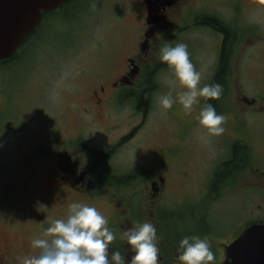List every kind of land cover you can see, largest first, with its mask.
<instances>
[{
	"label": "rangeland",
	"instance_id": "rangeland-1",
	"mask_svg": "<svg viewBox=\"0 0 264 264\" xmlns=\"http://www.w3.org/2000/svg\"><path fill=\"white\" fill-rule=\"evenodd\" d=\"M144 1L83 0L82 9L75 14L78 17L74 15L76 19L69 16L48 26V19H44L40 39L32 50L20 53L24 57L17 65L0 64V193L8 188V196H12V188L18 187L23 192L19 196L30 200L26 193L44 186L47 174L55 167L53 152L55 145H60L56 142L51 146L55 140L74 145L80 168H87L107 190L106 199L122 198L139 212L144 197L141 188L152 177L153 162L161 161L171 167L175 182L159 201L170 202L176 210L184 188L204 183L212 167L230 158L229 149L235 141L239 145L248 143L253 153L250 164L264 170V53L254 56L258 48L246 53L251 58L239 69L238 80H230L231 92L221 99L222 108L217 112L226 117L222 134H209L199 125L197 116L205 105L204 97L199 98L200 103L190 113L178 101L167 110L158 105V97L169 91L172 75L166 62L159 59L166 41L185 42L190 59L202 73L201 84L211 79L220 39L213 29L196 24V15L215 16L230 26L234 21L224 0H200L189 14L190 26L178 15L171 24H164L135 81L134 88H139L147 75L151 79L145 112L137 109L130 97H123L125 87L119 91L111 89L110 85L126 69V57L139 55L137 42L143 32ZM260 8L252 7L243 19L236 20L237 26H248L260 35L258 47L264 45V6ZM232 69L233 65L230 76L234 75ZM99 86L105 88L98 94L101 110L96 108L93 97ZM174 87L176 91L182 90L179 85ZM237 89L254 97L255 105L243 106L236 98ZM93 151L105 152V156L97 159ZM106 173L129 174L139 179L126 185L128 189H121L106 185L105 178L100 176ZM234 184L238 185L229 183ZM27 186L31 189H25ZM222 196L209 217L215 223L232 226L234 214L242 216L249 206L244 204V194ZM104 203L98 205L109 212L110 206ZM0 234L28 244L32 238L29 223L3 209Z\"/></svg>",
	"mask_w": 264,
	"mask_h": 264
},
{
	"label": "flooded vegetation",
	"instance_id": "flooded-vegetation-1",
	"mask_svg": "<svg viewBox=\"0 0 264 264\" xmlns=\"http://www.w3.org/2000/svg\"><path fill=\"white\" fill-rule=\"evenodd\" d=\"M199 1L150 0V2H156L160 12V20L154 25V33L149 41V52L152 49V42L163 31L161 29L164 27V24H171L175 16L178 15L180 16V20H185V25L187 23L189 26L191 25L192 19L189 18V14L192 12L191 9L193 7H197ZM224 1L230 7V18L234 21L230 26H227L229 32L232 34H227L228 37H231V45L226 61L229 71H231V65H233L232 70L234 71V75L230 76L228 71L225 74V79L227 82H230L231 79L233 81L238 80L239 69L242 65L244 66L246 64L247 59L251 58V55L246 54L248 51L258 48L254 56L264 53V45L257 46L258 40H262L258 37L260 35L251 32L248 26L236 25V20H241V17L243 19L247 14L246 10L252 7L261 9L260 7L264 6V0ZM196 12L198 11H194V13ZM198 14L200 13H197L196 17L199 16ZM187 15L188 18H186ZM203 26L213 29L220 39L215 69L211 75L212 78L215 76L221 60L225 32L222 33L207 25ZM147 27L145 21H143L141 26L142 30L144 31ZM142 39L143 36L137 44ZM126 62L127 66L125 71L110 85L112 87L111 89L119 91L125 87L124 90L126 91L134 88L137 75L134 78L129 77V81L123 78L122 83L120 82V78L124 75L129 76L131 67L140 74L145 60H141L138 54H134L127 56ZM104 90L105 88L103 86H99L98 89L93 91V97L96 100L94 101L95 106L98 110H101L103 107L101 105L98 106L102 101L98 94L99 92L103 93ZM227 92L230 93L231 90L229 89ZM242 95L243 93L237 89L236 98L238 101ZM121 97L119 99L116 98V100L120 101ZM56 142H60V145L56 146ZM65 144L60 140L52 142V145L57 147L53 152L55 167L50 169L49 174H47V180L44 186L39 187L37 191L26 193L29 194L28 196H31L30 200H27V198L23 200V197L19 196L23 192L18 187L12 188V196H8V188L7 191L0 193H7V196L0 195V202L2 203L0 209H3L4 212L12 214L13 216L18 214L21 219L26 220L29 223V230L32 233V237L40 233L44 227L48 226L52 219L66 217L68 211L67 206L71 202L80 201L87 203L91 201L93 202L92 205H95L108 218L109 227L116 233V239L109 244V254L112 251L119 250L126 260H130L134 255V251L128 245L126 238H124V232L137 222L150 221L157 229V244L159 249L158 264H180L177 260L179 254L178 245L180 239L185 235H198L207 238L210 247L216 254L214 264H224L226 259H228L227 264H245L247 262L246 255L242 253L244 251L242 249L244 243L234 245L231 248L230 246L253 224L264 225V170L255 164H250V158L253 157V153L248 143L242 144L245 159L243 164L240 165L239 170L233 174L229 173L225 175L222 181L214 184V176L218 171L219 165L217 164L216 167H212L209 177L207 176L208 179L204 183L184 188L178 210L171 208L170 202L162 203L159 201L161 195L167 190L170 191L172 184L175 182L170 165L167 163L162 164L161 161L153 162L152 177L146 180L144 187L141 188L144 197L140 212L135 208H131V205L122 198L117 201L112 198L106 199L104 194L107 193V190L96 182L87 168H83L85 173L80 180H77L82 171L77 155L78 150L73 148L74 145L72 144L71 146V143ZM229 152L231 153L230 150ZM89 180L94 182V187L91 189H88L86 186ZM230 181L238 185L234 184L231 186L229 185ZM25 189L31 188L27 186ZM236 193L244 194V204L246 203L249 207L245 209L240 217L234 214L232 217L234 224L232 226L230 224L226 225L224 222L222 223L223 225L215 223L209 217V214L212 207L216 208V202L222 196L221 194L224 196L225 194L235 195ZM113 195L116 194L112 193ZM104 201V204L110 206L107 208L110 209L109 212L98 205L99 202ZM7 230L9 229L7 228ZM227 248L229 249L227 250ZM32 251L30 243L13 241L7 235L0 234V264H19L18 257Z\"/></svg>",
	"mask_w": 264,
	"mask_h": 264
},
{
	"label": "clouds",
	"instance_id": "clouds-1",
	"mask_svg": "<svg viewBox=\"0 0 264 264\" xmlns=\"http://www.w3.org/2000/svg\"><path fill=\"white\" fill-rule=\"evenodd\" d=\"M159 59L166 62L172 73L169 91L158 97L161 108L171 109L178 101L190 113L193 106L200 103V97L219 99L222 95L221 84H201L202 73L190 59L185 42L166 41ZM175 85L182 90L176 91ZM197 119L209 134L218 136L225 131L226 117L211 103L200 108ZM67 207L66 217L52 219L31 238L33 251L18 257L19 264H158L157 229L150 221L137 222L124 232V238L134 251L131 259L126 260L119 250L109 254V244L116 239V233L95 205L74 201ZM178 253L180 264H214L216 260L207 238L198 235L183 236Z\"/></svg>",
	"mask_w": 264,
	"mask_h": 264
},
{
	"label": "trees",
	"instance_id": "trees-1",
	"mask_svg": "<svg viewBox=\"0 0 264 264\" xmlns=\"http://www.w3.org/2000/svg\"><path fill=\"white\" fill-rule=\"evenodd\" d=\"M83 0H67L62 6H60L57 10L49 12L45 14V19L47 22L45 23V26H48L49 23L53 24L58 21H65L66 18L69 16H74L77 11L82 7ZM82 9V8H81ZM78 17V15H75ZM74 18L76 19V17ZM80 16V15H79ZM65 18V19H64ZM73 20V22L75 21ZM69 21V20H67ZM72 22V23H73ZM75 24H78V22H74ZM201 25H207L210 27H213L216 30H219L220 32L225 34L224 42H223V48L221 53V60L219 63V67L217 68L215 72V76L212 77L208 83H219L222 85V95L219 97V99H209V98H203V102L205 103H211L215 108L216 111L222 108L221 105V99L225 93L229 90L228 85L229 82L225 79V74L228 73L229 69L227 66L226 58L229 53L230 45H231V37H228L229 34H232L229 32L227 25L219 18L203 14L199 17H197V23ZM41 27H38L36 30L32 31L21 43L17 51L8 59L0 60L1 66H6L11 63V65H17L19 60L24 57L20 53L24 54L27 53L28 49H33L32 46L36 44V41L40 39L41 36ZM228 34V35H227ZM38 37V38H37ZM37 38V40L33 39ZM20 54V57L17 58ZM17 60L13 62L15 59ZM163 63V62H162ZM161 63V64H162ZM144 83L142 86H139V88H131L129 90H126L124 92V97H130L131 101L135 102V107L142 112H145L148 106L149 101V93L150 89L152 87L150 76L147 75L144 79ZM138 110V111H139ZM230 158L223 162L216 172L214 176V184H217L218 182L222 181L223 178H225V175L231 173L233 174L237 170H239L240 165L243 164V161L245 159V153L242 150V145H239V141H235L231 146ZM95 153V158L100 159L103 156H105V152L101 151H93ZM101 178H105L106 185H109L111 187H118L121 189H128V185L130 182H134L138 180L139 178H136L133 175H121V174H114L110 175L109 173L100 175Z\"/></svg>",
	"mask_w": 264,
	"mask_h": 264
},
{
	"label": "water",
	"instance_id": "water-1",
	"mask_svg": "<svg viewBox=\"0 0 264 264\" xmlns=\"http://www.w3.org/2000/svg\"><path fill=\"white\" fill-rule=\"evenodd\" d=\"M65 1L0 0V59L12 56L24 38L39 24L42 14L54 10ZM158 12L156 2L147 1V24H152L159 18ZM144 35L145 39L140 43L139 48L146 54L148 38L153 35V27L148 28ZM243 101L248 105L254 103V99L243 98ZM83 175L81 173L77 180ZM92 187V181H88L87 188ZM240 243H244L242 253L246 255L245 264H264V225L253 224L247 228L230 248ZM227 261L228 259L224 264H227Z\"/></svg>",
	"mask_w": 264,
	"mask_h": 264
}]
</instances>
